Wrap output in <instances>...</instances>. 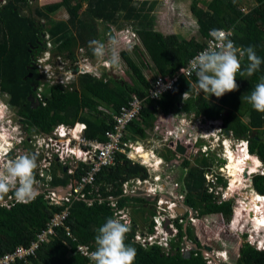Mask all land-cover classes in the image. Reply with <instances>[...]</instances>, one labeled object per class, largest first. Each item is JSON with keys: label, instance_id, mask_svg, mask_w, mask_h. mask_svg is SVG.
<instances>
[{"label": "trees", "instance_id": "16d2710c", "mask_svg": "<svg viewBox=\"0 0 264 264\" xmlns=\"http://www.w3.org/2000/svg\"><path fill=\"white\" fill-rule=\"evenodd\" d=\"M0 1V91L8 94V110L18 109L19 116L23 118L24 124L28 125L27 134L30 137L49 135L56 126H72L78 123L86 125V140L102 142L105 132L111 128L112 116L121 107L127 106L134 95L144 101V107L140 113V122L130 124L129 137L145 140L146 132L153 129L158 116L168 117L184 113L202 122H220L225 132L230 133L233 138L246 141L249 153L264 165V113L254 111L243 99V96L250 94L261 78H264V63L251 77L237 74V90L226 93L216 102H210L202 92L195 96L196 76L188 79L183 75L177 78L171 92L164 93L158 100H145L147 90L157 77L173 76L186 67L189 60L202 49L203 40L211 37V30L222 29L231 33V40L236 47L246 49L252 46L256 55L264 61V0H249L253 5L246 12L239 7L240 4L244 5L239 0H210L204 10L190 7V13L195 19L196 34L198 33L200 40L184 39L178 34L162 35L152 31L150 14L153 6L144 1L60 0L34 10H31L29 1L35 0ZM188 1L193 4L198 0ZM84 4L85 10L79 13ZM60 9L68 14L65 22L58 23L49 19L50 15ZM23 10L28 13L25 14ZM36 17L42 21L44 19L48 26L45 31L41 30V20H36ZM96 21H100L103 26L115 25L121 29L127 24L132 25L131 22L135 23L136 27H133L131 32L139 42L142 52L138 53L136 47L130 54L119 53L130 83L106 72L99 78L84 72L81 73L78 85L74 81L51 85L48 90L41 92L38 107L31 109L27 97L32 94L37 98L42 77L35 62L39 52L46 51L51 56L50 53L54 51L63 60L73 61L76 47L87 50L89 42L96 40ZM118 22L120 25H117ZM45 35L46 41L41 39ZM87 51L90 57L96 56L92 48ZM143 55L149 63L145 64L146 58H142ZM142 62L153 76L150 80L143 74ZM247 63V58L244 57L242 71ZM30 67L32 69H29ZM29 74L31 77H28ZM186 92L187 95L184 96ZM104 107L112 114L102 112ZM88 115L93 118H88ZM247 115L246 123L242 118ZM169 155L170 157L159 156L169 164L175 160V156L171 153ZM211 165L206 158L197 161L196 165H191L186 159L182 164V168H187L186 175L181 176L182 190L186 194L185 203L194 211H198L199 215L203 214L199 211V204L207 203L206 195L210 197L208 213L228 210V204L225 202L227 200L210 194L206 186L204 170ZM58 168V171L64 174L59 178L55 175V170L49 184L52 188L66 187L71 180L80 181V177L84 175L83 171L87 170L85 166L80 165L75 175L70 176L67 174V167ZM147 178L145 168L118 154L115 166L102 169L94 177V186L99 196L93 192L87 198L95 200L93 205L89 207L85 202L71 198V203L67 206L70 210L66 223L61 228L53 229L52 235L42 243L38 242L36 237L64 207L49 205L42 197H36L28 204L15 202L8 208L0 206V257L12 252L16 247L28 249L36 243L34 257L28 258L27 262L16 264H93L92 260L80 255L77 249L81 246L91 252L95 251L94 238L98 228L108 218H114V209L108 202V198H113L116 200L117 212L133 203L131 231L126 234L125 244L136 249L134 264H207L202 255L184 259L179 253L167 256L157 246L143 248L130 235L140 231L141 224L136 221L135 214L143 212V208L149 204L139 198L122 197L121 186L128 180ZM220 179L223 182V179ZM253 187L259 195H264V175L255 176ZM89 190L90 187L87 186L84 192H90ZM97 196L103 200L101 203ZM212 199H219L224 204L221 207L214 205ZM148 212L154 217L152 208ZM153 227L154 223L150 222L146 232L152 233ZM67 230L69 238L65 235ZM179 232L182 237L184 231L181 227ZM236 264H264V251L245 243Z\"/></svg>", "mask_w": 264, "mask_h": 264}, {"label": "built area", "instance_id": "2783aa9c", "mask_svg": "<svg viewBox=\"0 0 264 264\" xmlns=\"http://www.w3.org/2000/svg\"><path fill=\"white\" fill-rule=\"evenodd\" d=\"M231 40V34L229 35ZM232 41V40H231ZM233 42V41H232ZM216 43L212 39L207 40L203 49L198 51L189 62L201 51L210 47V45ZM48 59V53H43L42 57L36 59L37 67L41 73L44 71V63ZM189 62L185 68L189 67ZM109 69V65H105ZM73 73V72H72ZM183 75L186 78L195 76V73L188 75L187 72L178 71L175 75L170 77H157L154 83L147 90V96L145 98L148 100H158L164 93L171 92L174 88V84L177 78ZM62 83V82H61ZM63 84V83H62ZM40 91H37V99H40ZM144 107V101L138 99L136 96L132 95L129 104L125 107H121L120 110L112 116V125L110 130L106 131L104 134V140L102 142L98 141H88L85 139L86 125L75 123L72 126L59 125L56 126L49 135H36L28 139L30 148L28 151L34 152L36 154V168L34 169V176L36 184L34 186L37 192L36 197H42L46 200L49 205H54L56 207H64V210L58 214H55L53 218L47 223L43 232L36 237V240L40 243L45 242L46 238L52 235V230L56 228H61L66 223L69 216V207L71 203V198L77 201H83L87 206H92L95 200H88L87 198L95 192L98 191L94 186V177L102 169L110 168L115 166L117 155L125 156L129 161L134 164H138L143 168L146 165L138 162L135 158L143 160L141 157L147 156L148 150L153 139L157 140L160 138L163 145L158 144L159 149L171 150L173 156L178 155L175 153L176 142L179 141L183 147H187L192 143H195L197 138L191 137L189 135L184 136L188 129L185 128V123L188 124L184 119L177 120L175 116L162 117L158 116L151 131L156 135L150 141L146 138L145 140H137L128 136V130L131 123L140 122V113ZM191 117V116H190ZM189 118V116H188ZM193 119V117H192ZM184 122V124L182 123ZM202 124V123H201ZM199 126V125H198ZM126 140V138H128ZM24 140V136H23ZM159 143V142H158ZM168 144V145H167ZM173 144V148L171 147ZM166 145V146H165ZM154 157L155 162L153 166L156 167V172H154V177L149 171L150 168H146L148 178L145 180L132 179L125 181L122 186V197L128 198H139L145 202H150V207H154L156 210L157 219H155L156 227L164 225L168 221V227L173 231L174 235H178L179 232L174 227V221L176 220L179 225L186 228V220L180 215L176 214V211L184 210L189 215L190 223H195L196 219L193 217V211L191 208L187 207L183 202L185 197L184 193H179V184L174 180L173 175L170 172L168 166L166 167V162L163 157H160L159 151H149ZM132 156V158H131ZM76 161L77 165L75 170H71L69 162ZM68 163V164H67ZM68 165V166H67ZM83 165L87 168L84 175L80 177V181L71 180L70 184L66 187L52 188L49 184L51 182L50 171L52 168L62 166L67 167V174L70 176L75 175V171L79 169V166ZM161 167L165 169L160 170ZM152 171V170H151ZM158 171V172H157ZM64 173V172H63ZM59 178L62 175H57ZM163 180L164 184H159ZM89 186L90 192H84L85 188ZM98 195V194H97ZM99 196V195H98ZM97 200L101 203L103 200L100 197ZM36 199V198H35ZM115 199L108 198V202L112 209H114V218L127 217L131 224V215L129 211L130 206L125 207L120 211L116 210ZM14 193H8L7 205L8 208L11 204L15 203ZM132 204V203H131ZM167 214V215H166ZM177 217H179L177 219ZM162 230V229H161ZM68 230L65 231L66 237H70ZM158 233L149 234H136L134 236L135 242L142 245L143 248L161 246L165 249V254L170 256L172 254L171 244L167 239H161L157 241ZM197 241L191 239L185 232L182 237L181 248L176 250L182 255H185L188 251H191L194 255L199 254V248L196 246ZM37 244H33L31 248L25 249L21 247H16L12 252L6 253L4 256L0 257V264H15L16 262H27L28 258L34 257ZM77 251L80 255L90 259V250L86 247H78ZM214 250L209 248L203 249V257L205 258L207 264H220L213 258ZM91 260V259H90Z\"/></svg>", "mask_w": 264, "mask_h": 264}, {"label": "rangeland", "instance_id": "374dc122", "mask_svg": "<svg viewBox=\"0 0 264 264\" xmlns=\"http://www.w3.org/2000/svg\"><path fill=\"white\" fill-rule=\"evenodd\" d=\"M60 0H35V1H29V5L31 10H34L35 8H40L42 6L45 5H49V4H54L59 2ZM147 2V4L152 5L153 9L151 11L150 16L152 17V21H151V30L154 32H158L162 35H166V34H179L181 35L183 38L185 39H189V38H194L196 40H200V37H198V35L196 34V24H195V19L193 18V16L190 13V7H196L197 9H201L204 10L206 9V5L210 0H198L197 2H194L193 4H190V1L188 0H136V2ZM240 3H244V5L240 4L239 7L242 8L241 10L243 12H246L248 8H250L253 5V2H250L249 0H239ZM1 2V1H0ZM86 8V5L84 4L82 7V10L79 13H82ZM23 12L25 14H27L28 12L26 10H23ZM67 13L63 10L60 9L58 10L55 14H52L49 16V19L56 21V22H65L67 19ZM39 17H36V20H39ZM41 20V19H40ZM132 25L128 24L125 25L124 27L118 28V26H103L102 23L100 21H96V25H97V37L95 41H99L100 43H102L105 46V50L106 53L104 55V57L98 58V56L96 55L94 58L90 57L89 52L87 51L90 48H94V45H89L87 47V50L83 49L82 47H76L74 49V56H73V61H66L63 60L62 57H59L56 55V53L54 51H52L49 55L48 61L47 63L44 64V67H42V70L44 71L41 75V84L38 87L37 91H46L49 89V87L55 83L60 84L61 82H67V80L72 79L71 81H74L76 83V85H78V81L80 80L81 77V73L83 71L87 72L89 71L90 74L92 76V74H96L97 78H99L101 76V74L103 72H107L109 75L114 76L115 78L125 81L127 83H130V78L129 76L126 74V68L123 65L122 61L119 59V64L118 66H109V69H107L105 67V65H107L106 61L110 58L111 55V45L109 43V41L115 39L118 44L116 46V51L118 52V54L120 52H128L129 54L134 52L133 49L137 48V52L141 53V48L139 46V42L136 39V43L135 45L130 42L132 37H135L134 34L131 32L133 30V27L135 28L136 25L135 23L131 22ZM40 24L42 25L41 30L45 31L48 26L47 24H45L44 19L43 21H40ZM117 25H120V22L117 23ZM123 26V25H122ZM131 26V27H130ZM126 28V29H124ZM123 30H128L127 33ZM130 32V33H129ZM132 36V37H131ZM136 38V37H135ZM41 39H45V41L47 40V36H43L41 37ZM138 44V45H137ZM48 45V44H47ZM129 45V46H128ZM129 47V48H128ZM128 48V49H126ZM42 51L39 52L38 56L36 58H40L42 57ZM41 53V54H40ZM136 54V53H135ZM137 55V54H136ZM142 58H146L145 55H143ZM146 63H149V60L146 58L145 59ZM142 66L141 69L143 71V74L145 75V77L150 80L151 78H153L152 74L149 72L148 68L146 69L144 62H142ZM71 70H74V73H72ZM94 76V75H93ZM69 81V82H71ZM197 89V88H196ZM199 94L198 90H195V96ZM204 96L206 98L209 99L210 102H216L218 100V98H216L215 96H208L207 94H204ZM1 102L3 101V99L5 100L6 98H4L3 96H0ZM3 106L0 105V109ZM4 108V107H3ZM10 113H13V109H9ZM102 112H107L108 114H112L111 111H109V109H107V107L103 108ZM3 111H0V117L2 115ZM88 118L92 119L93 117L88 115ZM177 120H181V118L183 117V114H179L175 116ZM242 120L244 122H248V115L244 116L242 118ZM188 122V130L189 131H194V133L200 135L203 137L202 140H200L199 142H195L193 144H196L195 147H190L187 148V153L185 156H187V159H189L190 164L193 165L197 163V161H200L202 159V155L200 153V148L201 146L203 151L206 153L207 157H205L206 159H208L212 165H211V170L208 172V175L210 176V179L208 180L207 178V183L208 185L210 181H215L216 180V175L220 174L222 175V179L223 182H220L218 184V182H216L218 185L213 184V186H217L218 190H220L219 193L222 194V196L224 198H229L231 197L228 202H226L228 204V210L224 211V212H217L216 214H210L207 212L208 207L207 205H209V196L206 195V201L207 203H203V205L199 204V211H201L203 214L202 216H198L196 213L195 218L198 219L197 222H195V225L197 223L196 226H194L195 229V233L197 236H199V238L201 239V242L208 246V245H213L214 249H227L228 251H230V256H231V263H236L237 262V253L239 248H241V246L243 244H245V241H248V237L250 240H252V242L254 241H258L255 243V247L260 246L261 244L264 245V233L259 234V233H255L254 234V230H255V226L253 225L255 221H249L252 224H238L236 225V228L230 227L231 225L230 222L233 220L232 218V213L233 210L235 209V213L240 211L239 208V204L243 202H248L247 204H251V202H255V200H252L251 202L249 201L250 198L251 199V195L252 194H257L256 191L254 190L253 187V181L255 176L257 175H264V165L260 163V167L258 169L257 172H255V174L253 173V175H250L248 177H246L245 179H241L239 177V179L237 178V182H240L239 185H236L233 189V192H228L230 184L232 181L231 177H229V175L227 174V170L225 168V166L227 165V160L225 161V152L226 149L231 150L230 151V156L233 155L234 152L240 153L237 151V146L239 144L242 143V140L233 138L230 133L226 134L225 129L222 127L220 122H211V121H204L202 122L199 119H192V116L189 117L187 120ZM201 122L203 124H201ZM184 124V122H182ZM13 124H16V121L14 120ZM186 124V123H185ZM199 125V126H198ZM17 125L11 129H8V131L5 133H8V139L10 138L12 141H16V135L18 132L17 129ZM4 134V133H3ZM147 135V139L150 141L152 138H155L156 135L153 134L152 132L147 131L146 132ZM262 138L264 140V133L262 134ZM6 139V138H5ZM223 140V141H219V140ZM159 142V143H158ZM162 140L160 138H158L157 140L153 139V143H151L149 151H153L155 154V151H159L160 155H165L166 157H170V151L165 150V149H159L157 146L158 144L161 146L162 144ZM221 144H224V148ZM168 145V144H167ZM166 146V145H165ZM232 146V147H230ZM30 147V146H29ZM28 147V148H29ZM232 148V149H231ZM232 150H234L232 152ZM148 151L147 157L146 159H143L142 162L141 160H139L138 158H135V160H137L140 163H143L144 165H146V167H153L152 162L155 160L154 157L152 158V156H150V152ZM132 158V156H131ZM142 158V157H141ZM255 158V157H254ZM133 159V158H132ZM255 166H258V159L255 158ZM68 164V163H67ZM166 167L170 165L165 163ZM76 161H71L69 162V166L71 170H75L76 168ZM173 165H177V164H173ZM68 166V165H67ZM230 166V163H228V167ZM179 167V166H177ZM223 167V168H222ZM154 170H152V175L154 174V172H156V167ZM53 170L50 171V175L53 176L54 172L55 175H63L64 173L61 171H58L59 168L58 167H53ZM162 169H165V167H161L160 170L162 171ZM225 169V170H224ZM228 169V168H227ZM158 172V171H157ZM171 174L173 175V178H177V180H175L178 184H179V193H183L182 190V183L183 181L181 179H183L182 176V168H173V170H170ZM177 172V173H176ZM175 173V174H174ZM229 173V171H228ZM154 177V175L152 176ZM165 182L163 180L160 181L159 184H164ZM225 183H226V187H225ZM237 187V189H236ZM253 189H252V188ZM215 191L217 192V190L215 189ZM211 192V190H210ZM181 193V194H182ZM232 193L234 194L233 196ZM218 194V193H216ZM248 194V195H247ZM149 201V200H148ZM147 201V202H148ZM150 203V202H148ZM212 203H214V205H219L221 207V205H223L224 203L220 204L218 203V201H214L212 200ZM261 205H264L262 203H260ZM141 205V204H140ZM188 205V204H187ZM136 206L138 207V204H136ZM189 206V205H188ZM130 208L133 209V203L130 204ZM151 207L149 205L145 206L143 208V212H139L137 214H135V219L137 222H139L140 226V231L144 233V231H147V228L149 226L150 223V218L151 217V212L150 211ZM131 209L128 210L129 214L131 215ZM144 209H146L144 211ZM231 210V211H230ZM228 212V214L226 215V213ZM150 213V214H149ZM223 214V216L221 215ZM231 215V216H230ZM155 216V214H154ZM236 216V214H235ZM196 221V220H195ZM247 225V226H246ZM246 226V227H244ZM231 228V229H230ZM235 229V230H232ZM141 234V233H138ZM193 234V233H192ZM251 236V238H250ZM201 244V243H200ZM261 247V246H260Z\"/></svg>", "mask_w": 264, "mask_h": 264}, {"label": "clouds", "instance_id": "9594fccd", "mask_svg": "<svg viewBox=\"0 0 264 264\" xmlns=\"http://www.w3.org/2000/svg\"><path fill=\"white\" fill-rule=\"evenodd\" d=\"M127 31L128 30H126L125 32L127 33ZM230 34L231 33L226 32L225 30L222 29L211 30L209 33L211 37H208L207 39L203 40L204 45L202 46V49L205 46L207 40L209 39L213 38V40L216 41V43L210 45V47L198 53L189 62V67L187 69H181V71L187 72L188 75H192V73H195V76L197 78L196 80L197 90L199 92L207 94L208 96H215L216 98H220L224 96L226 93H231L233 91H236L238 88V85L236 83L237 74H239L240 76L251 77L254 73H256L259 70L260 65L264 63V61H262L261 58L256 55L255 50L252 46H249L246 49L236 47L234 43L229 39ZM130 42H132L135 45L136 38L132 37ZM89 43L90 45H94L93 48L94 53L98 56V58L102 59L106 53L105 46L99 41H90ZM109 43L111 45V55L110 58L106 61V63L109 66H118L120 59L119 54L116 51V46L118 42L115 39H113L109 41ZM43 53H47V52L44 51ZM244 57L247 58L248 63L247 66L242 71L241 65H242V59ZM48 58H49V54H48ZM47 62H49L48 59L46 60L45 63ZM84 72L85 71H83L82 73ZM85 73L90 74L89 71ZM40 74L42 73L40 72ZM92 76L95 77L97 75L92 74ZM71 80L72 79L67 80V82L65 83H68ZM185 95H187V92L184 94V96ZM243 99L251 106V108L254 111L258 113H264V78H261V81L256 84L254 90H252L250 94L244 95ZM9 119L11 120L10 116L8 117V120ZM8 129L11 128L8 127ZM19 137L20 136L18 137L16 136V141H12L10 138L8 139V159L4 155L5 149L0 147V206H6L5 196L9 192L14 193L15 201L20 204H28L32 202L37 196V192L34 189V186L36 184L34 169L36 168L37 164L35 160L28 155L21 154L16 156L15 149L17 148L18 145H20V141H21ZM219 141H223V140H219ZM245 144H246V153L250 156H254L249 153L248 144L246 141ZM221 145L224 148V144ZM168 151H170L171 154L173 155V152L171 150ZM184 156H180L178 154L177 157L175 156V160L177 158ZM175 160L169 163L170 167L168 166V168L170 170H173V164L175 163ZM154 162L155 160L152 162V165ZM153 167L150 166L146 168H150L149 171L152 172L151 170L155 169ZM146 168L145 170H147ZM260 197L263 199L264 195H260ZM230 198L231 197H229L227 201ZM183 202L185 203V200H183ZM186 206L192 209L193 217H195L194 215L195 213L198 214V212L194 211L192 207L188 206L187 204ZM151 208L155 214L154 217L150 218V222L154 223L152 233L146 231H144L143 233L137 230L135 233H130V235L134 237L137 233H141L145 235L146 233L153 234L157 232L158 234L156 235L157 236L156 240L160 241L161 239H167L168 242L171 244L173 256L178 253L181 254L176 250L181 248L182 237L186 232V234L193 240L194 237L197 236L195 235L196 233L193 231V229L194 230L196 229L194 228V226H196L197 223L196 225L195 223H190L188 213L184 210H181V211H176V214L180 215V217H183L186 220L187 226L184 229V226L179 225L175 220L174 227L176 228V230H178V232L180 227L183 229L184 233L182 237H180V232L178 235H174L173 231L168 227L169 224L168 221L165 222L164 225H161L160 223V225L157 227V230H154V228L156 227L155 219H157V216H156L155 208L153 206ZM178 218L179 217H177V219ZM195 219L197 222V218ZM231 223L232 221L230 222L229 225H231ZM230 227L234 228V226L232 225ZM130 231H131V224L126 216L118 217V218H108L106 222L100 228H98L97 235L94 238L96 249L95 251H92L89 254L90 259L93 261V264H134V260L137 254L136 249L134 247L125 244L126 234L129 233ZM252 240H250L248 237V241L245 242L255 247V243L258 241L252 242ZM197 244H199L198 241L196 243V246ZM260 246L255 248L259 251H264V245L261 244ZM160 248L165 253V249L161 246ZM211 250H214L213 258L214 259L216 258V261L219 262L220 264H233L231 263L232 260L230 256V251H228L227 249H217V250L211 249ZM200 251L197 256L201 255ZM185 254H189L190 258L192 256L197 257L191 251H188ZM181 256L184 258L185 255L181 254ZM203 259L206 262L204 257Z\"/></svg>", "mask_w": 264, "mask_h": 264}, {"label": "bare ground", "instance_id": "6f19581e", "mask_svg": "<svg viewBox=\"0 0 264 264\" xmlns=\"http://www.w3.org/2000/svg\"><path fill=\"white\" fill-rule=\"evenodd\" d=\"M231 147V146H230ZM232 149V148H231ZM149 151V150H148ZM230 149L228 147V149H226V152H225V158L227 160L228 163H230V166L228 168L229 170V173H227L229 175V177H231L232 181L231 184H230V187H229V190L228 192H233V189L236 185H239L240 182H237V178L239 179V177L242 179H245L246 177L250 176V175H253L254 171L257 170V167L254 168L255 166V156H250L246 153V144H245V141H243V143L239 144L238 147H237V151L240 152V153H237V152H234V155L239 157H231L230 158ZM234 150H232L233 152ZM146 155H144L142 157V159H146ZM255 157V158H254ZM251 159V160H249ZM257 159V158H256ZM239 160V161H238ZM258 161V166L260 165L259 163V160ZM142 162V161H141ZM227 163V165H228ZM260 167V166H259ZM258 167V169H259ZM252 168V169H251ZM211 169H208L206 170V174H205V179L207 178L208 180L210 179V176L208 175V172L210 171ZM246 173V177L243 176V174ZM253 172V173H252ZM255 174V173H254ZM223 176L220 175V174H217L216 175V180L213 182V181H210L208 185L207 183V179H206V186L208 187V191L209 193H213L215 194L217 197H222V194L219 193L220 190H218V187L217 186H213V184H216L218 185L220 182H221V179ZM242 179V180H243ZM218 182V184L216 183ZM241 186V185H239ZM226 187V186H225ZM215 189L217 190V192L215 191ZM237 189V187H236ZM211 190V192H210ZM218 193V194H216ZM234 194L232 193L231 196H233ZM248 195V194H247ZM258 194H252L251 196V199L250 198H247L249 199V201L251 202L252 200H255V202H251L250 206L249 204H247L248 202H243L241 204H239V208H240V211L239 212H236L235 213V209L232 213V226H234L235 229L236 228V225H240V224H252L251 222L249 221H255L254 222V226H255V230L253 231L254 234L255 233H259V234H263L264 233V205H261L260 203L264 204V198L262 199L260 197V195ZM260 197V198H259ZM227 200V198H224ZM236 214V216H235ZM247 226V225H246ZM244 226V227H246Z\"/></svg>", "mask_w": 264, "mask_h": 264}, {"label": "flooded vegetation", "instance_id": "af4514ba", "mask_svg": "<svg viewBox=\"0 0 264 264\" xmlns=\"http://www.w3.org/2000/svg\"><path fill=\"white\" fill-rule=\"evenodd\" d=\"M33 66H35V64L33 65ZM41 79V78H40ZM0 96H3L4 98H6L5 100L3 99V101L1 102V99H0V104H2L3 106H4V108L2 107L1 109H0V111H3V113H2V115H1V117H0V147H2L3 149H5V153H4V155H5V157L8 159V133L6 134V136H5V133L8 131V127L9 128H13L14 127V125L16 126L17 125V129H18V132H17V137L18 136H20L19 137V139L21 140L20 141V145H18L17 146V148L15 149V154H16V156H18V155H21V154H25V155H28V156H30L31 158H33L35 161H36V159H37V156H36V154H34V152H31V151H28V147L30 146L29 145V141H28V139H30V136L27 134V127H28V125L27 124H24V120H23V118L22 117H20L19 116V114H18V109H13V113H10L9 112V110H8V94L6 93H4L3 91H0ZM37 99V98H36ZM38 100V99H37ZM38 102H39V100H38ZM39 104H40V102H39ZM38 107V106H37ZM8 113H9V116L11 117V120L9 119L8 120ZM182 120L184 119L185 121L188 119V116L186 115V114H184L183 113V117L181 118ZM194 119V118H193ZM14 120L16 121V124H13V122H14ZM195 120V119H194ZM222 127H223V125H222ZM185 128L186 129H188V125L187 124H185ZM4 133V134H3ZM187 135H189V137H191V141L193 140L192 138L193 137H196L197 138V140H196V142L198 141H200V140H202L203 139V137L202 136H200V135H198V134H196V133H194V131H189V130H187L186 131V133L184 134V136H187ZM23 136H24V140H23ZM6 138V139H5ZM195 145L196 144H190L189 146H187L188 148L189 147H195ZM202 147L203 146H201V148H200V153H201V155H202V158H205V157H207V155H206V153L203 151V149H202ZM186 153H187V150H186V152H185V155H186ZM231 157H237V156H235L234 155V153H233V155H231L230 156V158ZM237 158H239V157H237ZM185 159L186 160H188L189 161V159H187V156H184V157H180V158H177L176 160H175V163L174 164H177V165H173V168H182V164L185 162ZM202 160V159H201ZM249 160H251V159H249ZM239 161V160H238ZM190 162V161H189ZM177 166H179V167H177ZM37 167V166H36ZM255 167H257V170L256 171H254V173L255 172H257L258 171V167L259 166H254V168ZM225 168H226V170H227V173H228V169L227 168H229L228 167V165H226L225 166ZM207 169H212L211 167H209V168H206L205 170H204V174H205V172H206V170ZM252 169V168H251ZM225 170V169H224ZM186 172H187V168H182V175H186ZM177 173V172H176ZM253 173V172H252ZM175 174V173H174ZM242 174H243V172H242ZM175 180H177V178H176V176H175V178H174ZM177 182H178V180H177ZM179 184H181V183H179ZM205 186V185H204ZM185 194V193H184ZM185 197H186V194H185ZM185 197H184V199L183 200H185ZM217 198H219V197H217ZM222 198V197H221ZM224 199V198H223ZM228 199V198H227ZM7 200H8V194H6V196H5V201H6V205H7ZM213 200V199H212ZM218 201V203H220V204H222V203H224V202H222V201H220L219 199H215V200H213V201ZM224 200H226V199H224ZM225 202H227V201H225ZM201 205H203V204H201ZM2 207H5V206H2ZM200 207V206H199ZM231 211V210H230ZM234 211V210H233ZM198 212V211H197ZM231 213H232V211H231ZM210 214H212V213H210ZM216 214V213H215ZM198 216H202V215H199V213L197 214ZM222 216H223V214H221ZM231 216V215H230ZM197 221H198V219H197ZM191 232V231H190ZM196 235V234H195ZM194 239H195V241H198L199 242V244H197V247L199 248V250H201L200 252V254L201 255H203V249L206 247V248H210V249H214V246L213 245H208V246H206V245H204L202 242H201V239L199 238V236H196V237H194ZM201 243V244H200ZM244 245V244H243ZM243 245L241 246V248H239V250H238V253H237V260H238V257H240V254H241V252H242V249H243Z\"/></svg>", "mask_w": 264, "mask_h": 264}, {"label": "water", "instance_id": "95a60500", "mask_svg": "<svg viewBox=\"0 0 264 264\" xmlns=\"http://www.w3.org/2000/svg\"><path fill=\"white\" fill-rule=\"evenodd\" d=\"M33 65H34V63H33ZM29 69H32V67H30ZM28 77H31V74H29ZM33 91H35V88H33ZM27 100L30 102L31 109H35L39 105L38 100L32 94L28 95ZM223 128H224V126H223ZM226 134H228L227 131H226ZM171 147L172 148L174 147L173 144H171ZM186 149L187 148L183 147L179 141L176 142L175 153L177 152L180 156H184ZM243 176L246 177V173H244ZM193 231L195 232L194 229H193ZM184 258L190 259V255L185 254Z\"/></svg>", "mask_w": 264, "mask_h": 264}]
</instances>
